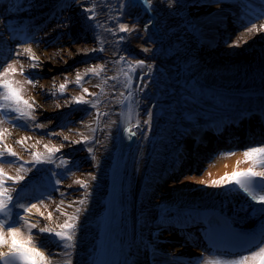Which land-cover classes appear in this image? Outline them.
Returning <instances> with one entry per match:
<instances>
[{"label": "bare ground", "instance_id": "6f19581e", "mask_svg": "<svg viewBox=\"0 0 264 264\" xmlns=\"http://www.w3.org/2000/svg\"><path fill=\"white\" fill-rule=\"evenodd\" d=\"M103 3L108 5L104 8L107 15L119 17L118 22L130 25L138 23L140 30L131 36L118 33L127 37L119 45L115 43L117 37L109 34L104 43L106 50L99 55L89 53L86 56L81 53L69 58L67 53H62L67 64L57 62L59 57L53 60H49V57L61 47L70 48L75 53L78 49L97 46L93 30L89 27L92 22L85 18V13L73 0H20L12 8V14L0 15V62L14 59L12 53L21 46H32L44 61L42 70L35 71L42 77L39 84L45 88L51 87L53 76L57 77L58 84L63 80L61 73L72 79L77 68L83 70L88 65L115 59L119 55L144 59L153 65L151 74L141 82L143 91H135L131 122L139 119L141 125L134 129L137 134L131 138L128 136L124 144L123 163L114 186H108L107 172L119 152L121 124L124 120L128 122L129 102L126 101L123 106L113 105L115 114L111 119L117 120V124L103 129L107 137L101 133L102 144L96 146L95 161L83 150V145H74L76 150H63L64 158L72 162L75 175L65 179L61 190L73 179L79 178L81 172H92L97 177L92 182L86 211L80 220L75 248L71 250L72 264H100L101 235L106 221L104 198L110 190L115 191L117 196L113 210L114 224L111 225L116 247L113 264H202L205 258H229L230 255L204 252L203 240L199 237L201 229H197L196 233V229L190 227L202 221L203 213H212L223 221L230 239L239 238L236 233L256 235L264 228V209L255 208L254 202L234 186L217 188L198 183L200 179L211 181L236 168H247L249 165L246 163H236L243 160V151L221 156L220 153L224 151L219 146L217 150L208 149L207 144L202 148L199 146L196 158L203 169L179 180H173V177L188 163L187 155L194 157L193 135L202 138L207 126L213 127L221 123L217 121L234 116L245 118L241 121V128H238L239 124L223 126V132L215 134V138H210L208 133L205 140L202 139L208 144H212V141L221 144L237 128L248 130L251 136L253 132L258 133L256 129L264 131V117L255 114L264 109V33L246 34L244 38L247 43L240 47L231 48L226 44V41L236 38L245 25L251 26L250 22L264 23V19L256 20L250 12L245 11L251 10L252 6L264 12V0H153V8L148 11L139 5V0H103ZM122 3L124 7H121ZM38 11L44 13L43 18L47 23L37 40L23 41L21 45L10 44L8 36L19 33L24 21ZM244 12L246 16H242ZM65 18L70 21L69 27L57 28L58 21ZM99 19L106 17L100 16ZM108 23L112 25V21ZM84 33H87L88 39H84ZM102 33L100 31L98 35L101 37ZM53 37L55 40L48 43ZM17 40H23L22 36ZM142 47L151 51L144 53ZM113 50H116L117 57L112 55ZM107 74L114 73L110 71ZM136 82L134 78V90ZM84 87L90 91L96 89L91 84H84ZM69 88L65 95L78 94L76 86L70 85ZM39 91V86L35 89L29 87L26 95L35 96L40 101V122L51 120L52 124L49 129L37 130L36 138H39L41 131H61L59 125L65 119L77 122L82 118L90 119L83 112L57 109L55 101L50 96L38 95ZM136 101H139L138 105ZM101 110L105 109L102 107ZM149 110L152 112L150 124L144 125L142 121L148 118ZM120 113H124L123 118ZM75 126L79 127L78 124ZM0 127L12 132L8 143L31 134L12 128L7 123ZM227 130H230L229 133ZM33 142L30 140L28 144ZM43 142L46 143L47 139ZM189 142L191 145H188ZM13 146L22 157L18 163L30 159L19 145ZM210 157H214L211 162ZM5 167L15 175V166ZM50 167L55 169V165ZM49 176L50 173L43 170L28 173L19 198L35 203L34 197L49 190ZM83 178L90 179L86 175ZM53 198L58 202L60 194L54 192ZM53 207L55 205L51 204L48 210ZM40 211L45 209L41 207ZM31 219L36 221L41 217L33 210ZM42 240L45 247L56 250L48 234H42Z\"/></svg>", "mask_w": 264, "mask_h": 264}, {"label": "snow or ice", "instance_id": "6c2138e0", "mask_svg": "<svg viewBox=\"0 0 264 264\" xmlns=\"http://www.w3.org/2000/svg\"><path fill=\"white\" fill-rule=\"evenodd\" d=\"M73 3L85 13V18L92 22L89 27L93 30V39L97 46L78 49L75 53L70 48L61 47L49 57V60L59 57L57 62L63 61L67 64L68 61L62 53H67L71 58L81 53L87 56L89 53L104 52L106 41L101 42V37L98 35L100 31L117 37L115 43L119 45L125 42L127 37L118 33L131 36L141 28L138 23L130 25L118 22L119 17L107 15L104 8L108 5L104 4L103 0H73ZM139 5L148 11L153 8V0H139ZM124 6L122 3L121 7ZM100 16H105L106 19L101 20ZM258 19H264V16ZM108 21H112L111 26ZM250 24L251 26L245 25L236 38L230 42L226 41L227 46L240 47L241 44L247 43L244 38L246 34L264 33V23L250 22ZM69 25L70 21L65 18L63 21H58L56 27L66 29ZM141 51L148 53L151 49L142 47ZM112 55L117 57L116 50H113ZM12 56L14 59L10 62H0V126L11 124L12 128L29 131L31 134L8 143L12 132L8 128L0 127V264H72L71 250L75 248L80 220L86 211L85 206L91 195L92 182L97 177L92 172H81L79 178L73 179L71 184L61 190L60 186L64 185L65 179L75 175L72 171V162L64 158L63 150L65 148L76 150L73 148L74 145H83V150L95 161L96 146L102 144L101 133L105 138L107 137L103 129L117 124V120L111 119L115 114L113 105L123 106L126 101L129 102L128 122L123 130L129 138L134 137L137 134L134 129L140 127L141 121L137 119L135 123L131 122L134 107L132 102L135 91H143L141 82L145 76L151 74L153 65L146 63L144 59L119 55L115 59L88 65L83 70L77 68L72 79H69V75L61 73L63 80L58 84L57 77L53 76L51 87L45 88L39 84L42 77L35 71L42 70L44 61L32 46H21L12 53ZM110 71L114 74L108 75ZM94 78L95 83H93ZM134 78L137 81L135 90ZM110 81L112 83H109ZM84 84H91L92 88L99 91H90L88 87H84ZM70 85L78 88L77 95H65L70 91ZM38 86L40 88L38 95L50 96L55 101L57 109L69 108L70 112H83L85 117L90 119L82 118L78 122L65 119L59 125L61 131H41L39 138H36L37 130L49 129V125L52 124L51 120L47 123L40 122L38 119V111L42 108L40 101L35 96L26 95L29 87L35 89ZM106 88L109 92L105 91ZM135 103L138 105L139 101ZM102 107L105 110L102 111ZM119 115L121 118L124 117V113ZM147 116L148 118L142 121L144 125L150 124L151 110L147 112ZM77 124L79 127L75 126ZM72 136L78 138H71ZM45 139H47L46 143L43 142ZM30 140L34 142L28 144ZM14 144L19 145L30 159L18 163L22 157L14 150ZM40 148L43 150L41 151ZM220 155H235V152H221ZM242 156L243 160H238L236 163L237 165L246 163L249 165L247 168H236L211 181L200 179L198 183L217 188L234 186V189L241 191L252 202L264 205V143L259 146H246ZM212 159L214 157H210L209 162ZM45 165L49 167H42ZM51 165H55V169L50 167ZM5 166L7 168L15 166V175L10 174ZM40 170L50 173V179L47 180L49 190L34 197L35 203L22 201L19 194L25 187L28 173L40 172ZM76 170L79 171L78 166ZM85 175L90 179H84ZM68 189L73 191L70 192ZM54 192L60 194L58 202L53 198ZM76 192L79 193L78 196L75 195ZM69 197L73 198L68 199ZM51 204L55 207L48 210ZM41 207L45 211H40ZM33 210L41 219L36 221L31 219ZM42 234L51 237L56 250L45 247ZM236 235L241 243L230 250L229 258L217 257L212 260L205 258L202 264H264V228H261L256 235L241 233Z\"/></svg>", "mask_w": 264, "mask_h": 264}, {"label": "rangeland", "instance_id": "374dc122", "mask_svg": "<svg viewBox=\"0 0 264 264\" xmlns=\"http://www.w3.org/2000/svg\"><path fill=\"white\" fill-rule=\"evenodd\" d=\"M109 36V34L108 33H105V32H103L102 33V36H101V42H103V41H107L108 40V37ZM83 37H84V39H88L89 37L87 36V33H84V35H83ZM48 38V37H47ZM54 41V40H53ZM50 42V41H49ZM99 53L100 52H96V54H98L99 55ZM95 55V54H94ZM95 91H99V89H95ZM105 91L107 92V88L105 89Z\"/></svg>", "mask_w": 264, "mask_h": 264}]
</instances>
